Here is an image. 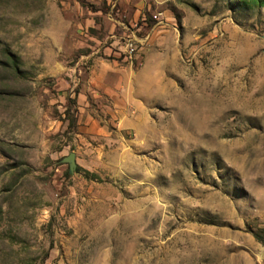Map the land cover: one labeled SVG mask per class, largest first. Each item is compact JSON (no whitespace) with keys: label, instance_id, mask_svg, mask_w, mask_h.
I'll list each match as a JSON object with an SVG mask.
<instances>
[{"label":"rangeland","instance_id":"1","mask_svg":"<svg viewBox=\"0 0 264 264\" xmlns=\"http://www.w3.org/2000/svg\"><path fill=\"white\" fill-rule=\"evenodd\" d=\"M0 264H264V0H0Z\"/></svg>","mask_w":264,"mask_h":264},{"label":"water","instance_id":"2","mask_svg":"<svg viewBox=\"0 0 264 264\" xmlns=\"http://www.w3.org/2000/svg\"><path fill=\"white\" fill-rule=\"evenodd\" d=\"M63 162L65 164H68L69 166V173L73 174L76 169V160H75V154L70 153L67 157L63 159Z\"/></svg>","mask_w":264,"mask_h":264}]
</instances>
